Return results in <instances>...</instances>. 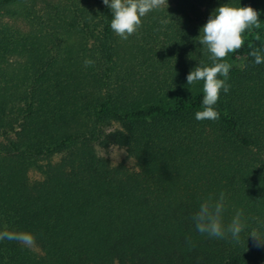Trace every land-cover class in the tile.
<instances>
[{"label": "trees", "instance_id": "1", "mask_svg": "<svg viewBox=\"0 0 264 264\" xmlns=\"http://www.w3.org/2000/svg\"><path fill=\"white\" fill-rule=\"evenodd\" d=\"M20 2L0 0V11ZM227 2L256 9L260 27L225 58L230 89L214 121L195 119L203 82L186 79L212 63L195 39L210 15L174 34L151 21L148 36L167 39L161 49L147 41L133 59L165 74L137 87L106 5L87 9L84 25L64 14L63 33L38 29L28 6L35 27L0 24V134L15 133L0 141V264H264V247L248 238L264 237V63L250 55H264V0ZM75 31L87 37L81 49ZM112 143L127 147L136 170L101 153ZM221 192L225 226L242 211L238 243L201 235L192 221Z\"/></svg>", "mask_w": 264, "mask_h": 264}, {"label": "clouds", "instance_id": "2", "mask_svg": "<svg viewBox=\"0 0 264 264\" xmlns=\"http://www.w3.org/2000/svg\"><path fill=\"white\" fill-rule=\"evenodd\" d=\"M111 9L112 20L110 23L113 32L123 40H127L141 26L142 17L149 12L160 9L168 4V0H103ZM260 13L251 6L233 7L224 4L216 8L210 15L206 24L200 29L196 41L210 53V66L198 65L187 75V85L203 82V100L201 109L196 111L195 119L217 120L219 113L215 109L221 90L227 93L230 85L227 84L231 65L226 61L229 53L239 50L243 44V34L251 28L260 27ZM255 64L264 63V55L259 49L250 52ZM94 61L86 59L85 67L94 65ZM220 77H223L221 79ZM225 212V196L221 192L218 199L209 197L199 206L192 216L196 230L201 235L209 238H231L233 242L240 241V234L244 230L241 222L242 211H237L231 222L226 226L223 223ZM254 238L257 247H264V237L255 231L248 236ZM11 238V237H9ZM189 250L194 246L191 237H186Z\"/></svg>", "mask_w": 264, "mask_h": 264}, {"label": "rangeland", "instance_id": "3", "mask_svg": "<svg viewBox=\"0 0 264 264\" xmlns=\"http://www.w3.org/2000/svg\"><path fill=\"white\" fill-rule=\"evenodd\" d=\"M216 3H218L216 6ZM169 6L166 4L160 9L153 10L149 12L146 16L142 17L141 26L138 30L131 35L127 40H119L121 43V55L120 60L123 64L125 70L135 66V81L134 86L141 82L138 79L145 78L149 81H155L157 78H162L165 74L164 68L159 67V69L154 70L153 68L141 67L140 62L133 59V56H138V52L144 46V44L150 42V46H157L159 49L164 45L166 36H161L160 38L152 40L148 33H146V28H148L149 23L154 21L157 26H160L161 32L168 31V33L176 32L178 28H186L190 21H195L197 24L201 25L203 23V16L211 15L214 10L213 7H220L224 4L235 7L234 3L227 2V0H168ZM215 4V5H214ZM26 6L34 7L38 15L41 16V24H36L35 21L31 22L25 16L26 11L23 8ZM102 6H105L103 0H22L19 6H13L10 10L0 11V24L9 23L16 25L25 30L31 29L36 24L38 29L51 30L54 26L63 33L61 17L67 14V21H74L75 19L80 21V25H84V20L87 19V9L91 11H98ZM64 19V18H62ZM35 27V26H34ZM153 32V30H152ZM72 35L71 42L75 45L76 49H81L83 45H87V37L82 36L81 33L74 32ZM163 33V32H162ZM168 37V36H167ZM149 55L151 52L147 51ZM161 66V65H160ZM139 82V83H138ZM138 83V84H137ZM137 84V85H136ZM112 130L122 129L121 123L113 121L110 125ZM15 138V133L9 132L6 135L0 134V141L6 142L9 139ZM101 153L107 156L113 165H126L131 170L137 169V164L135 158L129 153L127 147L120 143H112L108 148H100ZM63 155L58 154L54 156V160H59ZM29 176L33 180H38L43 177L42 173L38 169H31L29 171ZM31 246L36 247L35 244L30 243ZM39 249L38 247H36Z\"/></svg>", "mask_w": 264, "mask_h": 264}]
</instances>
